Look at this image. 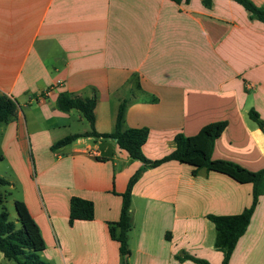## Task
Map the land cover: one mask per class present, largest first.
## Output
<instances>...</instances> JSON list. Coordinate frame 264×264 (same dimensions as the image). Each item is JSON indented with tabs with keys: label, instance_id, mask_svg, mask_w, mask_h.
<instances>
[{
	"label": "crops",
	"instance_id": "0c3cea01",
	"mask_svg": "<svg viewBox=\"0 0 264 264\" xmlns=\"http://www.w3.org/2000/svg\"><path fill=\"white\" fill-rule=\"evenodd\" d=\"M249 1L264 10V0ZM60 92L95 96L98 133L113 131L126 99L121 128H147L141 151L149 159L170 152L176 133L225 120L211 157L258 170L264 135L248 110L264 124V23L234 0H0V93L17 104L14 118L0 124V159L20 181L44 243L40 257L121 264L107 223L117 219L120 193L139 169L126 263L194 264L175 258L184 251L219 264L205 216L242 211L250 184L204 168L192 175L176 161L144 167L110 137L81 136L50 149L88 130L77 110L56 108ZM71 196L91 201V219L67 222ZM228 264H264V194Z\"/></svg>",
	"mask_w": 264,
	"mask_h": 264
},
{
	"label": "trees",
	"instance_id": "16d2710c",
	"mask_svg": "<svg viewBox=\"0 0 264 264\" xmlns=\"http://www.w3.org/2000/svg\"><path fill=\"white\" fill-rule=\"evenodd\" d=\"M175 3L187 0H172ZM249 12L251 18L264 23V10L256 7L249 0H234ZM202 5L209 6L210 0H201ZM95 96L80 97L66 92L58 93L55 105L60 111L71 108L77 110L87 122L88 130L80 133L66 135L53 144L50 149L65 145L77 137H110L114 139L116 146L126 152L132 160L139 161L144 167H156L161 163L176 161L191 167L190 173L195 174L197 169L204 168L207 171L221 173L237 183H248L250 189L249 204L239 213L227 215L207 214L206 219L214 229L213 248L222 254L219 264H228L230 253L236 240L244 232L250 215L254 209L259 195L264 194V166L258 170H249L233 161L211 157L214 140L226 126L225 120L208 122L202 125L192 135L176 133L173 136V149L167 154L149 159L141 151V145L147 136L146 127L121 128L126 99H121L117 105L114 129L109 133H98L94 130ZM17 109L15 100L0 93V124L14 118ZM248 117L256 123L264 135V124L253 109L248 110ZM140 170H136L127 180L125 188L120 193L121 202L118 217L115 221L107 223L110 238L118 243V252L122 257L121 264L126 263L128 254L127 233L130 230V190L132 184L139 176ZM6 180L0 177V186L6 184ZM16 213L15 220L8 218L5 210L0 211V253L7 259H12L16 264H49L40 257V251L44 247L38 227L26 206L20 200L13 201ZM92 203L89 200L71 196L68 201L67 222L75 219L89 220L92 218ZM168 235V233H166ZM179 261L188 259L194 264H210L203 258L181 251L175 254Z\"/></svg>",
	"mask_w": 264,
	"mask_h": 264
},
{
	"label": "rangeland",
	"instance_id": "374dc122",
	"mask_svg": "<svg viewBox=\"0 0 264 264\" xmlns=\"http://www.w3.org/2000/svg\"><path fill=\"white\" fill-rule=\"evenodd\" d=\"M73 112L76 113L75 110ZM82 122H85L82 119ZM0 177L6 184L0 186V211L5 210L10 220H15L16 213L13 206L14 200L22 201L20 181L9 167L6 159H0ZM0 264H16L12 259L3 257L0 253Z\"/></svg>",
	"mask_w": 264,
	"mask_h": 264
}]
</instances>
